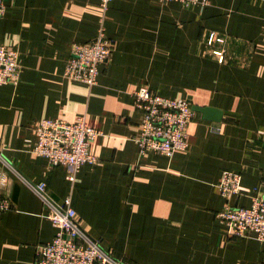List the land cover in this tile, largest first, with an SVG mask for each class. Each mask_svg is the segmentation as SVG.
<instances>
[{
  "label": "crops",
  "instance_id": "0c3cea01",
  "mask_svg": "<svg viewBox=\"0 0 264 264\" xmlns=\"http://www.w3.org/2000/svg\"><path fill=\"white\" fill-rule=\"evenodd\" d=\"M104 0H4L0 45L19 54L18 85L0 86V153L22 177L44 181L50 197L72 200L81 228L126 264H264V243L229 237L216 215L218 184L239 173L229 204L250 207L264 186V3L208 0L191 8L164 0H112L104 17L113 52L89 87L64 75L71 49L96 39ZM202 0H200L201 2ZM214 41L209 44L210 37ZM224 52L220 62L214 51ZM142 87L191 106L222 110L221 122L195 112L188 149L141 156L136 138ZM85 116L101 131L98 161L68 180L65 166L34 154L45 119ZM0 264H35L55 229L41 201L0 160Z\"/></svg>",
  "mask_w": 264,
  "mask_h": 264
},
{
  "label": "built area",
  "instance_id": "2783aa9c",
  "mask_svg": "<svg viewBox=\"0 0 264 264\" xmlns=\"http://www.w3.org/2000/svg\"><path fill=\"white\" fill-rule=\"evenodd\" d=\"M112 0L102 3L103 19L96 39L87 44L73 45L64 75L67 79L93 87L98 83L99 67L107 63L113 52V41L106 37L104 17ZM181 3L191 8L199 3L207 5L208 0H164ZM264 3V0H261ZM7 11L4 0H0V17ZM219 43L212 35L209 44ZM219 61H224V52L214 51ZM19 54L15 49L0 45V86L18 85L20 81ZM135 105L143 114L140 135L136 138L140 155L154 153L172 158L175 153L188 149V127L195 112L184 99L160 96L142 87L133 94ZM38 143L34 154L47 159L50 167L65 166L69 170L68 180L74 182L76 174L86 164L98 161L91 153L92 143L102 135L101 131L89 126L85 116L70 123L62 119H45L36 126ZM0 160L25 182L32 193L41 201L47 211L55 235L53 239L36 250L35 264H126L115 258L110 251L92 239L79 225L72 200L67 197L62 203L53 200L47 184L32 183L22 177L6 163L0 153ZM242 177L239 173L225 172L218 184V190L227 200V205L217 213L216 218L226 229L229 237L245 239L251 235L264 243V186L254 189L250 207L229 204L232 197L242 192ZM10 199L0 195V214L12 210Z\"/></svg>",
  "mask_w": 264,
  "mask_h": 264
},
{
  "label": "water",
  "instance_id": "95a60500",
  "mask_svg": "<svg viewBox=\"0 0 264 264\" xmlns=\"http://www.w3.org/2000/svg\"><path fill=\"white\" fill-rule=\"evenodd\" d=\"M192 109L196 113L203 115L204 119L210 122H221L223 119V112L215 107H199L193 106Z\"/></svg>",
  "mask_w": 264,
  "mask_h": 264
}]
</instances>
